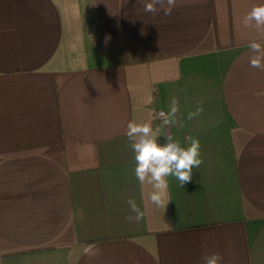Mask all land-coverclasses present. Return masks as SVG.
I'll return each mask as SVG.
<instances>
[{
    "label": "crops",
    "instance_id": "0c3cea01",
    "mask_svg": "<svg viewBox=\"0 0 264 264\" xmlns=\"http://www.w3.org/2000/svg\"><path fill=\"white\" fill-rule=\"evenodd\" d=\"M147 2L0 0V264H264V32L243 23L264 0ZM132 121L200 143L166 207L135 178Z\"/></svg>",
    "mask_w": 264,
    "mask_h": 264
},
{
    "label": "clouds",
    "instance_id": "9594fccd",
    "mask_svg": "<svg viewBox=\"0 0 264 264\" xmlns=\"http://www.w3.org/2000/svg\"><path fill=\"white\" fill-rule=\"evenodd\" d=\"M176 6V0H148L144 5V11L156 14L163 11L164 15H171ZM246 28L255 27L258 31L264 32V5L255 6L244 17ZM253 56L250 65L253 68L264 70V46L261 43L252 42L249 45ZM150 101L153 98H149ZM178 109V100L173 98L169 112H159L157 118L161 119L162 126L175 124ZM203 108L198 106L195 112H190L188 119L198 117ZM160 128L155 130L150 122L138 123L129 122L126 129V136L130 146L135 153V178L142 185H150L148 199L156 208L166 207L169 201L166 200L168 181L167 177L174 176L180 181L183 187L192 179V168L199 167L202 163L200 157V143L198 140L188 137L190 146L182 148L179 142L174 141L171 135L166 136L164 143L158 142ZM132 212L136 213L135 220L139 221L144 213L140 211L134 200L127 201ZM129 220L133 217L129 216ZM222 257L219 254L205 255L202 257L203 264H221Z\"/></svg>",
    "mask_w": 264,
    "mask_h": 264
},
{
    "label": "built area",
    "instance_id": "2783aa9c",
    "mask_svg": "<svg viewBox=\"0 0 264 264\" xmlns=\"http://www.w3.org/2000/svg\"><path fill=\"white\" fill-rule=\"evenodd\" d=\"M161 111H163V110L158 109V110L155 111V114H154L156 121H157L160 125H162V121H161V119L157 118V114H158L159 112H161ZM163 112H164V111H163Z\"/></svg>",
    "mask_w": 264,
    "mask_h": 264
}]
</instances>
